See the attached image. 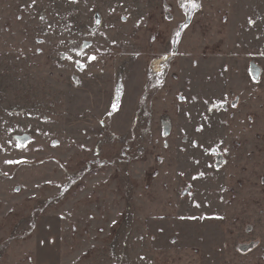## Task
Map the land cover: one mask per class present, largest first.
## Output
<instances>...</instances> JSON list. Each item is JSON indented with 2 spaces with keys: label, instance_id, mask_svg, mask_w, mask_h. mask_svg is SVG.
I'll return each mask as SVG.
<instances>
[{
  "label": "rangeland",
  "instance_id": "rangeland-1",
  "mask_svg": "<svg viewBox=\"0 0 264 264\" xmlns=\"http://www.w3.org/2000/svg\"><path fill=\"white\" fill-rule=\"evenodd\" d=\"M0 264H264V0H0Z\"/></svg>",
  "mask_w": 264,
  "mask_h": 264
},
{
  "label": "snow or ice",
  "instance_id": "snow-or-ice-1",
  "mask_svg": "<svg viewBox=\"0 0 264 264\" xmlns=\"http://www.w3.org/2000/svg\"><path fill=\"white\" fill-rule=\"evenodd\" d=\"M193 7H198V5L195 2H193ZM97 22H99V21H97ZM68 59H71V57H68ZM88 59L89 60H94L95 57L94 56H90V57H88ZM77 63H79V61H77ZM81 67H83V65H81ZM17 146L21 147V145H17ZM5 163H14V162L13 161H5Z\"/></svg>",
  "mask_w": 264,
  "mask_h": 264
},
{
  "label": "water",
  "instance_id": "water-1",
  "mask_svg": "<svg viewBox=\"0 0 264 264\" xmlns=\"http://www.w3.org/2000/svg\"><path fill=\"white\" fill-rule=\"evenodd\" d=\"M97 21H98V20H97ZM97 21H96V24L98 25V24H99V22H97Z\"/></svg>",
  "mask_w": 264,
  "mask_h": 264
}]
</instances>
